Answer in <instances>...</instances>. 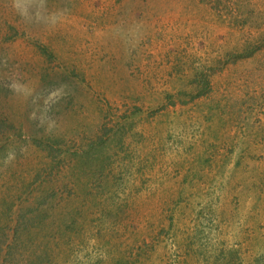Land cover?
Returning a JSON list of instances; mask_svg holds the SVG:
<instances>
[{
    "label": "rangeland",
    "instance_id": "obj_1",
    "mask_svg": "<svg viewBox=\"0 0 264 264\" xmlns=\"http://www.w3.org/2000/svg\"><path fill=\"white\" fill-rule=\"evenodd\" d=\"M0 264H264V0H0Z\"/></svg>",
    "mask_w": 264,
    "mask_h": 264
}]
</instances>
